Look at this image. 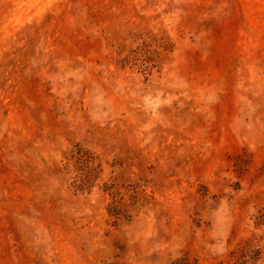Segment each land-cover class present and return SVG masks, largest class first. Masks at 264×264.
Returning <instances> with one entry per match:
<instances>
[{"label": "rangeland", "instance_id": "obj_1", "mask_svg": "<svg viewBox=\"0 0 264 264\" xmlns=\"http://www.w3.org/2000/svg\"><path fill=\"white\" fill-rule=\"evenodd\" d=\"M0 264H264V0H0Z\"/></svg>", "mask_w": 264, "mask_h": 264}]
</instances>
